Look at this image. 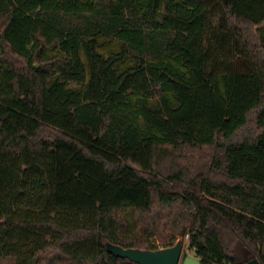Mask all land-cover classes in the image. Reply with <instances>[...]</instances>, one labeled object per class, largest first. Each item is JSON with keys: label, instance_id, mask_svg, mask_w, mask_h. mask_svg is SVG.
Masks as SVG:
<instances>
[{"label": "trees", "instance_id": "16d2710c", "mask_svg": "<svg viewBox=\"0 0 264 264\" xmlns=\"http://www.w3.org/2000/svg\"><path fill=\"white\" fill-rule=\"evenodd\" d=\"M185 236L264 264V0H0V264Z\"/></svg>", "mask_w": 264, "mask_h": 264}, {"label": "water", "instance_id": "95a60500", "mask_svg": "<svg viewBox=\"0 0 264 264\" xmlns=\"http://www.w3.org/2000/svg\"><path fill=\"white\" fill-rule=\"evenodd\" d=\"M183 238H178L173 245L158 249L123 248L110 242L105 243L106 251L116 257L128 259L136 264H203L194 255L182 257ZM240 264H261L257 258L247 254L246 261Z\"/></svg>", "mask_w": 264, "mask_h": 264}, {"label": "rangeland", "instance_id": "374dc122", "mask_svg": "<svg viewBox=\"0 0 264 264\" xmlns=\"http://www.w3.org/2000/svg\"><path fill=\"white\" fill-rule=\"evenodd\" d=\"M99 40H100L101 44L97 48V50L105 56H107L109 51L116 50L118 48V42L116 40L103 39V38H99ZM52 54L53 53L51 51L47 52V55H52ZM82 59L84 61V57ZM126 64H129V62L125 63L124 65H126ZM35 66H38V64L35 63ZM186 155L190 161V164H189L190 167L198 166L200 164V162L203 159H205L204 154L199 152V151H193V152L189 151L188 154H186ZM189 157H191V158H189ZM181 163L186 164L184 161H181ZM125 215H126L128 220H131L129 213L126 212ZM183 240H184V243H183V249H182V257L185 255L194 256L193 250L189 247L187 236H185L183 238ZM154 243L158 244L156 241H154ZM243 260H244V258H241V260H239V261H243Z\"/></svg>", "mask_w": 264, "mask_h": 264}, {"label": "flooded vegetation", "instance_id": "af4514ba", "mask_svg": "<svg viewBox=\"0 0 264 264\" xmlns=\"http://www.w3.org/2000/svg\"><path fill=\"white\" fill-rule=\"evenodd\" d=\"M246 261V259L245 260H243V261H240V263H243V262H245Z\"/></svg>", "mask_w": 264, "mask_h": 264}]
</instances>
